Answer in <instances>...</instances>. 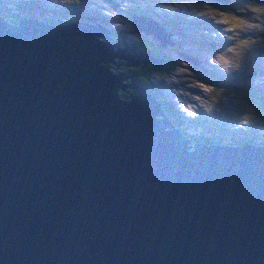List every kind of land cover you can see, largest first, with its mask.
Returning a JSON list of instances; mask_svg holds the SVG:
<instances>
[{
	"label": "water",
	"instance_id": "water-1",
	"mask_svg": "<svg viewBox=\"0 0 264 264\" xmlns=\"http://www.w3.org/2000/svg\"><path fill=\"white\" fill-rule=\"evenodd\" d=\"M87 20L0 13V264H264V145L189 140Z\"/></svg>",
	"mask_w": 264,
	"mask_h": 264
},
{
	"label": "rangeland",
	"instance_id": "rangeland-1",
	"mask_svg": "<svg viewBox=\"0 0 264 264\" xmlns=\"http://www.w3.org/2000/svg\"><path fill=\"white\" fill-rule=\"evenodd\" d=\"M2 1L8 7L6 14L15 18L25 15L23 8L15 6L17 2H74L76 18L72 19L96 13L124 41L146 40L151 49L162 50L172 60L171 68L161 74L150 71L147 79L157 88L156 95L176 112L179 120L174 127L184 136L208 133L223 141L244 135L250 142L264 138V0ZM35 10L26 11L31 15ZM131 12L149 14L143 22L160 29L171 43L160 47L150 35L131 33ZM71 13L62 10L56 15L62 18ZM169 14L182 20L172 15L168 18L172 25L160 26L156 20ZM107 63L113 72L126 73L131 68L116 59ZM250 86L257 87L255 93L247 90Z\"/></svg>",
	"mask_w": 264,
	"mask_h": 264
},
{
	"label": "trees",
	"instance_id": "trees-1",
	"mask_svg": "<svg viewBox=\"0 0 264 264\" xmlns=\"http://www.w3.org/2000/svg\"><path fill=\"white\" fill-rule=\"evenodd\" d=\"M20 5H22L20 7ZM15 6L18 8H23L25 10V15H20V14H16L15 16H23V17H32V18H36L39 19L43 22L46 23H50V24H60L63 23L65 21L69 22V21H78L72 18H76V11H75V6H74V2H68V3H64V4H57V5H35L33 3H15ZM36 9L35 12L36 14H31L29 15L27 13V9ZM62 10H71L72 13L67 15L65 14L62 18H58V15H56L57 12L62 11ZM0 13L4 14L5 18L9 21L10 24H16L17 22V18H15L13 16V18H11L10 15L6 14L8 13V7L5 5V3L0 0ZM82 17H91L93 19H95V21L104 26L107 31H108V36L112 41H117L121 46H122V41H124L122 36H119L118 34H116V32L113 29H108L106 24H103L104 21L102 20V16H98L96 13L93 14H81ZM156 20V19H155ZM157 23L161 26V25H172L170 23L171 20L166 19V17H163L161 19H157L156 20ZM165 23V24H164ZM127 41V40H126ZM133 44H135L138 49L142 50L143 52H147L149 55L160 59V63L158 65H152L150 63L144 64V65H137V66H131V68H127L125 69L126 73L129 74H133V76H131V80L138 86H141L142 88H144L145 90H147L148 92H150V94L152 96L155 97V99L161 104L160 106V110L162 111L163 115L169 120V122H171L173 125H178V116H176V112L170 107V105H168L167 103H165L162 98L158 97L156 95L157 92V88L154 87V84L151 83L149 81V79H147L148 74L152 72L154 73H164L166 71H168L171 68V65L173 64L172 60L167 56V54H165L162 50L160 49H151L148 46V42L146 40H141V39H137L134 42H131ZM161 47V46H160ZM251 87V88H250ZM250 87H246L247 90L249 91H254V93L256 92L257 87L256 86H250ZM250 88V89H249ZM262 93V92H261ZM243 95V93H241ZM261 98V97H260ZM264 99V98H261ZM202 129H206L205 127ZM208 132H210V130H206ZM212 137H215V139H213L212 137H210V135L207 133L206 136H203L201 134H197L195 136H190L187 137L189 140L193 141V142H206V143H210V142H214L218 139V137L216 135H211ZM217 138V139H216ZM222 141V140H220ZM231 143H240V142H250L249 140H247V137H245L244 135H241V137H236L234 140H230ZM254 142V141H252ZM254 143H260L264 145V138H261V140H258Z\"/></svg>",
	"mask_w": 264,
	"mask_h": 264
},
{
	"label": "flooded vegetation",
	"instance_id": "flooded-vegetation-1",
	"mask_svg": "<svg viewBox=\"0 0 264 264\" xmlns=\"http://www.w3.org/2000/svg\"><path fill=\"white\" fill-rule=\"evenodd\" d=\"M178 17V16H177ZM11 18H13V16L11 17ZM83 18H86V21H88L87 19L89 18V17H83ZM91 18V17H90ZM254 143V142H253Z\"/></svg>",
	"mask_w": 264,
	"mask_h": 264
},
{
	"label": "bare ground",
	"instance_id": "bare-ground-1",
	"mask_svg": "<svg viewBox=\"0 0 264 264\" xmlns=\"http://www.w3.org/2000/svg\"><path fill=\"white\" fill-rule=\"evenodd\" d=\"M109 2H110V0H109Z\"/></svg>",
	"mask_w": 264,
	"mask_h": 264
},
{
	"label": "clouds",
	"instance_id": "clouds-1",
	"mask_svg": "<svg viewBox=\"0 0 264 264\" xmlns=\"http://www.w3.org/2000/svg\"><path fill=\"white\" fill-rule=\"evenodd\" d=\"M176 14H178V13H176Z\"/></svg>",
	"mask_w": 264,
	"mask_h": 264
}]
</instances>
